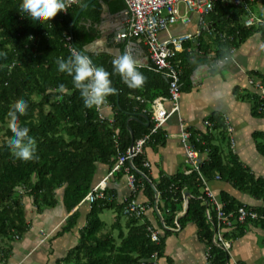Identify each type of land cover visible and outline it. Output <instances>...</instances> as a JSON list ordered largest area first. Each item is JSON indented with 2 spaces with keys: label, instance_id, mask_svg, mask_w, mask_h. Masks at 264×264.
Returning <instances> with one entry per match:
<instances>
[{
  "label": "trees",
  "instance_id": "16d2710c",
  "mask_svg": "<svg viewBox=\"0 0 264 264\" xmlns=\"http://www.w3.org/2000/svg\"><path fill=\"white\" fill-rule=\"evenodd\" d=\"M86 1L77 0L65 13L58 11L49 21L37 23L21 14V0H0V133L3 125H6L0 138L2 243L21 237L29 228L22 202L24 194L32 198L39 211L58 203L57 190L62 191L66 211L76 207L95 184L97 164H106L111 169L117 153L125 152L130 146L129 127L134 139L148 131L151 123L146 126L142 121L128 120L129 116L140 115L141 110L151 104L156 96L167 95L165 77L152 68L138 67L145 81L139 88H129L119 74L113 73L111 60L115 57L106 52L87 51L94 65H103L113 73L110 79L114 91L106 98L113 115L111 119L100 118L97 106L84 105L72 77L57 70L56 59L71 56L68 44L83 54L86 45L100 35L97 25L101 19L103 3H107L110 10L124 9L123 0H94L75 19L78 8ZM245 16L246 11L242 6L220 2L203 16V21L212 27H200L196 41H186L183 50L176 56L180 59L181 90L183 81L184 84L189 81V73L198 64L209 62L207 55L210 52L214 53L215 61L221 60L228 64L231 62L232 48L236 49L257 32L264 35L263 26L246 27L241 20ZM258 16L264 18V12ZM67 35H70V41L66 40ZM255 76L264 86V74ZM137 96L143 98V101L136 99ZM237 98L250 101L254 115L264 116V108L260 109L264 107V99L259 94L252 90H239ZM20 99L26 100L28 107L25 114H18L19 123L29 129V135L34 137L36 143L34 157L28 160L15 157L7 147V141L13 135L8 126L7 113L11 105ZM208 121L212 127L206 132L190 131L195 148L207 155L200 167L205 179L210 181L217 176L231 183L234 188L264 201V179L243 167L230 150L223 155L222 145L214 143L217 138L221 142L227 140L225 122L215 114L210 115ZM257 134L262 133L256 132L255 139L258 151L264 154V137ZM156 135L153 136L154 141ZM143 160V154L133 158L134 166L146 175L135 171L137 190H143L150 204L154 202L155 193L158 194V199L163 200V209H168L165 211V222L170 224L174 221L177 204L182 202L183 192H188L190 197L187 209L177 219L180 226L186 221L195 223L199 237L206 246L211 245V261L214 264H225L228 253L212 243L210 220H214V211L211 203L202 202L205 196L198 173L192 170L164 175L151 184ZM116 172L124 174V167ZM218 199L223 203L225 211H235L243 204L225 193H220ZM107 208L115 209L118 218L110 229L104 230L100 214ZM206 208L209 209L211 219L206 215ZM254 210L259 217L237 223L234 229H238V233H242L249 222L264 225V206ZM78 216L77 210L73 211L58 233L70 230ZM122 217L125 218L126 232L120 225ZM147 224L135 217L122 215L121 204L106 198L96 199L90 203L78 242L62 259V264H157L152 256L156 254L158 258L163 255L164 239L160 237L159 242H153L146 230ZM114 229L117 230V237ZM225 234L229 237L230 233L228 231ZM10 251V246L0 245V261H5Z\"/></svg>",
  "mask_w": 264,
  "mask_h": 264
},
{
  "label": "crops",
  "instance_id": "0c3cea01",
  "mask_svg": "<svg viewBox=\"0 0 264 264\" xmlns=\"http://www.w3.org/2000/svg\"><path fill=\"white\" fill-rule=\"evenodd\" d=\"M249 7L254 14L258 15L264 12V0H252ZM125 21L123 9L110 10L108 4L103 3L101 19L97 25L100 35L86 45L85 49L90 52H106L113 57L127 53L138 67L150 68L152 62L144 42L137 39L117 40L116 33L124 27ZM199 23V16L193 14L189 23L172 24L168 30L161 31L159 37L164 38L168 33H189L199 27H202L201 29L212 27L207 22L203 25ZM208 26L211 27L208 28ZM214 57V53L210 52L207 55L209 62L198 64L189 73V81L185 84L183 81L179 112L172 114L159 128L155 141L152 140L144 147L143 157L149 162L147 171L151 184L164 175L186 172L188 168L179 138V119L186 122L191 132L203 133L212 127L208 121L212 114L220 116L227 128L231 127L227 140L221 142L217 138L214 141L222 145V154L226 155L230 150L237 156L243 167L248 168L256 177L264 179V154L258 151L255 139L256 132L262 133L257 136L264 137V116L254 115L251 102L237 98L239 90H252L259 94V90L251 81H260L255 74H264V35L257 32L240 44L234 49L230 58L231 62L228 64L221 60L215 61ZM165 105L169 107L170 103L165 102ZM149 110H151V104L143 108L140 114L149 116ZM100 112L110 119L113 115L109 105H103ZM199 153L202 160L207 158L206 152ZM109 170L106 164L98 163L94 183L106 176ZM207 182L217 197L220 193H225L253 210L264 206L263 200L255 199L249 193L234 188L231 183L217 176ZM106 193L110 196L108 201L122 204L124 198L132 193L126 183L125 174H118L115 171L109 176ZM61 194L62 191L57 190L58 203L54 207H45L40 211L37 210L30 196L25 194L22 196L29 228L21 237L13 241H3V243L0 241V245L11 247L10 254L5 261H0V264H62V259L78 242L79 232L86 223L90 203L81 201L68 212L63 205ZM135 197L139 201L148 202L140 222L145 221L158 229L160 237L164 239L163 255L156 258L157 264H209L204 259L206 243L199 237L195 223L186 221L179 229L164 230L160 222V217H166L163 200L159 199L156 202L154 199V202L150 204L142 189L135 192ZM184 204V201L177 204L175 215L177 219L185 212ZM75 210L79 213L76 224L70 230L58 233L65 224L66 218ZM117 218V211L113 209L109 226L102 220L103 229H110ZM124 223L125 218L122 217L120 225L126 232ZM167 225L173 227L174 222L172 224L167 222ZM115 231L116 229L113 232ZM229 233L228 238L231 240L227 259L229 264H264V225L249 222L242 233H238V229L234 228H231Z\"/></svg>",
  "mask_w": 264,
  "mask_h": 264
},
{
  "label": "built area",
  "instance_id": "2783aa9c",
  "mask_svg": "<svg viewBox=\"0 0 264 264\" xmlns=\"http://www.w3.org/2000/svg\"><path fill=\"white\" fill-rule=\"evenodd\" d=\"M124 1V13L126 17V23L124 27L116 33V38L121 39H137L146 44L147 50L151 59V66L154 71L161 73L168 84L167 95H158L151 102L150 110V127L148 131L142 134L140 137L133 140L131 148H127L125 152H118L115 158V163L108 171L106 176L101 178L98 182L92 185L90 190L87 192L82 201L89 203L94 202L96 199L106 198L109 199V195L106 193L107 179L113 174V172L124 167V174L126 177V183L131 190V195L124 198L121 204V212L123 215L128 217H135L142 219L147 207V201H139L135 197L137 192V184L135 178V171L140 172L133 164V158L142 155L146 144L152 142L153 136L157 133L159 128L166 122V120L174 113H178L180 109L179 100L181 95V67L180 59L177 58V53L183 50L184 43L188 40L196 39L200 34V27L196 28L192 32H181L176 34L168 33L166 37L161 38L159 34L161 31L168 30L169 26L181 23H189L191 16L197 14L199 16V25H203V16L214 8L217 2L220 3H231L235 6H242L246 11V16L243 20V24L246 27L249 26H263L264 18L254 14L249 5L252 0H123ZM65 3V9L67 10L77 0H63ZM66 10L61 12L65 13ZM60 11V10H58ZM66 40L70 41V35L66 36ZM70 51L73 53L76 49L68 44ZM232 54L234 48L230 51ZM226 59V57H225ZM251 81V80H250ZM254 82L255 87L259 90L260 98L264 99V86L260 81ZM139 101H143V98L136 97ZM165 102H169L170 106L167 107ZM103 105H109L107 101L97 106L99 111V117L104 118L100 112ZM110 106V105H109ZM262 106L260 109H263ZM180 120V132L179 138L182 144L185 161L188 165L186 170L191 172L196 171L201 180V190L203 191L204 198L202 202H209L212 205L214 211V220L211 219L209 209L206 208V215L211 219L212 243L221 247L225 252L229 254L231 248V240L226 237V232L237 223H243L247 219H257L258 213L245 206L244 204L239 205L235 211H225L223 203L220 202L218 197L208 186V182L203 176L200 167L202 159L200 158L199 151L195 148L194 143L191 141V132L187 127L186 122L181 118ZM227 131H231V127L227 128ZM143 166L148 168L149 162L144 159L142 162ZM143 176L144 173L140 172ZM182 201H184V211H186V198L185 193L182 194ZM155 201L157 202L158 194L155 193ZM156 211L160 215V212L155 206ZM167 212L168 209H165ZM161 227L164 230L167 229H179L180 224L175 216L173 227H169L165 222V218L160 217ZM146 230L150 239L153 242H159L160 234L159 230L155 227L147 224ZM211 245L205 247L204 259L209 264H214L211 261ZM153 259L156 260V254ZM225 264H229L226 262Z\"/></svg>",
  "mask_w": 264,
  "mask_h": 264
},
{
  "label": "clouds",
  "instance_id": "9594fccd",
  "mask_svg": "<svg viewBox=\"0 0 264 264\" xmlns=\"http://www.w3.org/2000/svg\"><path fill=\"white\" fill-rule=\"evenodd\" d=\"M58 10H66L63 0H21V14L37 23L49 21ZM56 64L58 71L72 77L74 87L79 90L86 107L101 105L114 91L110 79L113 73L119 74L122 82L129 88H139L145 81L144 74L138 70L136 62L127 53L111 60L113 73L107 71L103 65H93L90 59L79 51H74L67 59L57 57ZM27 107L28 102L20 99L11 105L7 113L8 126L13 134L7 141V147L21 160L32 159L36 151L34 137L29 135L27 127L19 123L18 114H25Z\"/></svg>",
  "mask_w": 264,
  "mask_h": 264
},
{
  "label": "water",
  "instance_id": "95a60500",
  "mask_svg": "<svg viewBox=\"0 0 264 264\" xmlns=\"http://www.w3.org/2000/svg\"><path fill=\"white\" fill-rule=\"evenodd\" d=\"M92 1L94 0H87L85 3H83L77 10L76 14H75V19L77 18V16L79 15V13L88 5L90 4ZM124 11V9H123ZM211 26H208V28H210ZM72 28V26H71ZM117 40H125V39H121V38H117ZM193 41H196V39L194 38ZM83 55L87 56L90 61L92 62L90 56L88 55L87 53V49H85L83 51ZM93 64V62H92ZM94 65V64H93ZM140 117L143 119L141 120ZM129 119H134V120H137V121H142L146 126H148L150 124V119H149V116L147 114H140V115H135V114H132L129 116L128 120ZM129 131H130V135H131V143H130V146L129 148L132 147V144H133V140H134V136H133V132H132V129L129 127ZM188 197H190V194L188 192L185 193V198H186V209H187V206H188Z\"/></svg>",
  "mask_w": 264,
  "mask_h": 264
},
{
  "label": "rangeland",
  "instance_id": "374dc122",
  "mask_svg": "<svg viewBox=\"0 0 264 264\" xmlns=\"http://www.w3.org/2000/svg\"><path fill=\"white\" fill-rule=\"evenodd\" d=\"M245 17H242L241 20H244ZM5 127L6 125H3V129L1 130V133H0V138L2 137V132L5 130ZM112 213H113V209H106L104 210V212L100 215L101 219L104 220L106 223H108V226H109V223L111 221V218H112ZM124 218V217H123ZM115 236L117 234V230L115 231ZM117 237V236H116Z\"/></svg>",
  "mask_w": 264,
  "mask_h": 264
}]
</instances>
